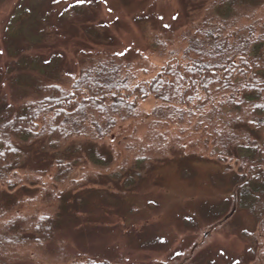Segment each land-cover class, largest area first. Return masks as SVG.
I'll return each instance as SVG.
<instances>
[{
  "label": "rangeland",
  "instance_id": "1",
  "mask_svg": "<svg viewBox=\"0 0 264 264\" xmlns=\"http://www.w3.org/2000/svg\"><path fill=\"white\" fill-rule=\"evenodd\" d=\"M224 2L84 0L87 11L69 17L64 11L77 0H0V92L18 100L25 82L43 79L38 70L20 67L23 58L60 56L63 86L77 76L85 55H117L130 60L137 80L149 79L169 60L187 58L197 29L221 23L226 35L264 18V0H247L231 15L218 10ZM24 11L29 16L6 41L12 17ZM14 77L21 82L13 84ZM158 103L153 97L140 102L133 117L98 143L113 151L107 169L89 162L83 139L58 153L45 146V137L31 145L18 175L24 189L10 192L16 204L1 212L0 228L9 220L28 227L44 215L63 216L62 227L39 246L0 247V264H264V215L256 218L230 203L234 176L210 156L211 136L195 126L200 114L180 116L173 108L161 114ZM254 133L250 139L262 144L264 129ZM141 155L149 159L145 173L129 188L124 180ZM250 165L232 166L246 173ZM65 166L68 176L57 180ZM119 170L128 172L115 182L109 175Z\"/></svg>",
  "mask_w": 264,
  "mask_h": 264
},
{
  "label": "trees",
  "instance_id": "2",
  "mask_svg": "<svg viewBox=\"0 0 264 264\" xmlns=\"http://www.w3.org/2000/svg\"><path fill=\"white\" fill-rule=\"evenodd\" d=\"M245 1L226 0L218 10L235 14ZM85 11L84 3H76L64 13L73 17ZM28 16L24 11L12 17L6 41L16 37ZM220 24L206 31L197 29L187 58L169 60L149 79L137 80L130 60L123 61L117 55L98 60L85 55L77 76L63 86L60 56L47 61L19 60L21 68L36 69L43 79L22 81L27 88L21 90L18 100H8L0 92V214L16 204L10 192L21 186L18 175L35 141L45 137V146L58 153L70 141L83 139L79 141H88L85 153L89 162L107 169L113 163V151L98 143L118 123L133 117L140 102L153 97L159 102L157 110L161 114L170 108L180 116L183 112L200 114L195 126L211 136L210 156L234 176L235 190L230 203L262 218L264 141L261 144L255 138L250 139V133L264 129V18L236 26L226 35ZM89 33L97 35L98 31ZM21 80L14 77L11 82L18 84ZM147 160L142 155L137 157L131 174L124 180L127 187H136V179L145 173ZM245 161L255 165H250L246 173L233 169V164ZM70 168L60 167L57 180H64ZM124 171L109 176L117 182ZM101 182L98 179L95 183ZM59 217L63 220L60 215H44L32 220L28 227L22 226V221H6L0 228V247L51 242L62 227ZM81 264L111 263L86 259Z\"/></svg>",
  "mask_w": 264,
  "mask_h": 264
},
{
  "label": "snow or ice",
  "instance_id": "3",
  "mask_svg": "<svg viewBox=\"0 0 264 264\" xmlns=\"http://www.w3.org/2000/svg\"><path fill=\"white\" fill-rule=\"evenodd\" d=\"M54 2H59V0H54ZM84 2V0H77V3H83Z\"/></svg>",
  "mask_w": 264,
  "mask_h": 264
}]
</instances>
